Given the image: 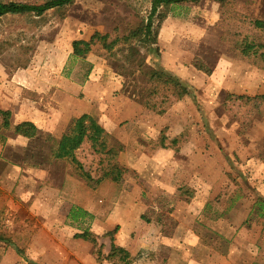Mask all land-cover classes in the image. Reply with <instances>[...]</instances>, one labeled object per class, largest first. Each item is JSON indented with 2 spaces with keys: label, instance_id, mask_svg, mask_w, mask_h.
Returning <instances> with one entry per match:
<instances>
[{
  "label": "rangeland",
  "instance_id": "374dc122",
  "mask_svg": "<svg viewBox=\"0 0 264 264\" xmlns=\"http://www.w3.org/2000/svg\"><path fill=\"white\" fill-rule=\"evenodd\" d=\"M233 3L243 17L264 16V0ZM151 7L152 0H75L40 16L0 18V78L6 77L2 72L29 69L48 84L53 107H76L75 99L91 108L82 92L67 102L55 89L66 79L82 85L97 71L105 77L104 89L92 115L104 138L125 143L120 182H96L103 173L99 155L88 143L76 151L95 180L91 185L70 159L54 156L57 141L47 135L59 140L70 134L76 118L42 129L37 139L0 128V232L12 240L0 241V264H113L99 261L93 243L75 234L90 230L107 254V232L117 226L114 242L130 252L128 264H264V216L254 208L264 200V99L229 96H253L264 84V68L240 58L230 44L251 24L232 23L218 2L204 0L175 6L156 39L151 33L134 40L149 65L170 70L192 87L163 114L123 93V44L115 47L116 57L94 46L86 58L96 57L98 66L73 54L64 67L65 60L53 64L54 56H67L74 40H88L96 31L110 39L126 35ZM153 19L157 24V15ZM194 60L213 72L197 69ZM237 85L241 93L228 89Z\"/></svg>",
  "mask_w": 264,
  "mask_h": 264
},
{
  "label": "trees",
  "instance_id": "16d2710c",
  "mask_svg": "<svg viewBox=\"0 0 264 264\" xmlns=\"http://www.w3.org/2000/svg\"><path fill=\"white\" fill-rule=\"evenodd\" d=\"M75 0H46L43 3H30L21 1L0 0V18L8 15L25 16V15H43L50 9L61 10L65 6L71 5ZM204 0H152L150 15L147 19H143L135 28L122 37L110 39V34L101 33L100 31L88 39H76L73 41V56L86 58L93 50L94 46L100 47L108 56L116 57L115 47L123 44L119 50H126L124 61L133 69L127 72V64L125 62L119 64L120 74L126 80L123 84L122 91L129 98L139 102L142 106L152 109L160 114L167 111L168 107L175 100H181L191 93L192 87L188 85L181 77L174 74L164 67H154L149 65L146 57L134 45V40L143 41V36L154 33L156 39L161 30V26L169 13L175 6L184 4L197 5ZM218 2L223 15H227L226 19L232 23L241 24L243 21L251 24L252 28L242 37L234 36L231 39L232 50L238 52L240 58L252 62L253 64L264 68V16L262 18L243 17V14L234 6L233 0H213ZM230 14V15H229ZM157 15L158 22L154 25V16ZM154 31V32H153ZM193 64L197 69L208 74L213 72L203 61L194 60ZM142 75L137 76V73ZM128 73V75H127ZM130 78V79H129ZM230 98H236L241 101L250 102L254 99H264V94L249 96L236 95L229 93ZM0 128L3 130H11L14 135L26 138L37 139L43 135V131L32 121H23L14 124L12 122V111L0 109ZM103 128L99 124L98 118L92 114L84 113L76 118L70 134L64 135L57 140L50 133L48 137L57 141V148L54 156L58 159H70L76 166L77 175L86 179L91 185H94V178L85 170L82 163L76 156V151L85 143H88L92 150L100 157V165L103 173L96 182L103 179H111L120 182L123 175V167L120 164L119 157L125 149V143L118 139L104 138ZM165 145V144H164ZM255 210L259 215L264 216V200L259 198L254 204ZM80 211V212H79ZM81 216H87L89 213L79 209ZM74 212V211H73ZM75 213V212H74ZM73 213L75 220L79 215ZM114 230L107 232L111 236L112 243L107 254L103 252V245H99L96 235L90 230L75 234L76 237L90 241L94 245L95 253L99 261L108 260L113 264H128L131 257L130 252L123 246L114 242ZM0 241L12 244V240L6 234L0 232ZM22 253V250H19ZM26 264H38L32 260H27Z\"/></svg>",
  "mask_w": 264,
  "mask_h": 264
},
{
  "label": "crops",
  "instance_id": "0c3cea01",
  "mask_svg": "<svg viewBox=\"0 0 264 264\" xmlns=\"http://www.w3.org/2000/svg\"><path fill=\"white\" fill-rule=\"evenodd\" d=\"M72 52L73 48L69 50L67 56L66 54L64 56H60V54L54 56L52 58L53 64H55L58 59H60L59 61L65 60L64 64L62 63L64 67L67 58H69ZM86 59H91L92 63H95L97 66L100 64V61L96 57L91 58L90 56ZM2 73V77H6L5 79L0 78V81H5L3 83V88L6 91L1 97L0 109L12 111V122L14 124L23 121H32L41 130H51L61 128L62 122L75 120V118H78L84 113L94 114L95 112H98V108H94V102H98L99 98L102 96L99 92L104 89V82L102 79L105 77L98 74L95 70L86 77V80L82 85L75 82L70 83L69 80L66 79V82H62L63 85L62 87L60 86L61 88L58 87L55 89V94H63L66 97L67 102L71 98L73 100L75 94L82 92L84 94V100L89 102V107L91 108H84L85 105H82V102H76L75 99L73 100V103H77L78 106L76 107H53V101H47L46 94L50 93V90H46L48 84H43V82L39 80L36 75H33L29 69L16 71L10 75L6 72ZM228 89H230L231 92L236 91L237 93H241L243 90L238 85L234 89ZM15 93L16 95H14ZM262 94H264V84L262 87H259L258 90L254 91L253 96ZM54 97L55 96L53 95L50 99L52 100ZM20 106L21 108H19ZM115 109L116 108H113V111H115ZM15 116L20 119L14 121L13 117Z\"/></svg>",
  "mask_w": 264,
  "mask_h": 264
}]
</instances>
